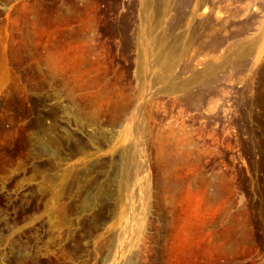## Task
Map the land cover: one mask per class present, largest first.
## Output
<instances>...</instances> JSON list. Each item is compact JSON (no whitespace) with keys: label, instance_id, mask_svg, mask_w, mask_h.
<instances>
[{"label":"rangeland","instance_id":"obj_1","mask_svg":"<svg viewBox=\"0 0 264 264\" xmlns=\"http://www.w3.org/2000/svg\"><path fill=\"white\" fill-rule=\"evenodd\" d=\"M0 264H264V0H0Z\"/></svg>","mask_w":264,"mask_h":264}]
</instances>
